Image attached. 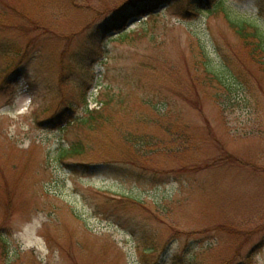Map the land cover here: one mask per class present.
Masks as SVG:
<instances>
[{
  "label": "rangeland",
  "instance_id": "obj_1",
  "mask_svg": "<svg viewBox=\"0 0 264 264\" xmlns=\"http://www.w3.org/2000/svg\"><path fill=\"white\" fill-rule=\"evenodd\" d=\"M188 1L0 0V264H264V70L231 26L264 35V0Z\"/></svg>",
  "mask_w": 264,
  "mask_h": 264
},
{
  "label": "trees",
  "instance_id": "obj_2",
  "mask_svg": "<svg viewBox=\"0 0 264 264\" xmlns=\"http://www.w3.org/2000/svg\"><path fill=\"white\" fill-rule=\"evenodd\" d=\"M212 1L213 0H197L198 3H204V4H210L212 3ZM190 5H192V2L189 0L188 3L186 4L187 8L183 7L184 13L188 14L189 11H191ZM151 8H152L151 3L149 1L126 4L122 8L117 9L114 15L104 23L103 26L105 31L103 32L104 33L120 32L126 28V25L131 18L145 16L149 13H152L153 10L156 9V8L154 9ZM231 26L234 27L235 33L239 37L244 47L246 48V51L250 59L256 62L260 66V68H263L264 70V35L261 32H259L256 26L246 22L231 23ZM203 52L204 51L201 50L200 52L201 61L197 63V65L202 68L203 72L206 75V79L210 80V82L212 83L216 82L217 84L220 85V83L222 82L223 75L219 72V70H215V68L210 63V60L205 56ZM227 100H229V97ZM110 102H111V98L109 96L106 98V101H103L102 103L103 108H101V110L87 111L86 116L82 118H78L73 121H68L65 124L66 130L71 126L75 125L76 129L78 131L85 132L86 136L91 131L98 130V127L102 125V122H106L105 121L106 117L103 115V111L105 110L109 111L111 109L112 106L110 105ZM61 116L62 114L58 118H60ZM122 139L128 142L131 140L133 147L132 149H134V151L136 150L135 145L138 144L137 138L129 137L126 134H123ZM86 149H88L87 142L85 140L77 139L76 141L70 143L66 149L62 150V153L60 154V161L64 163L66 160L82 157L86 153ZM76 166L87 168L85 167L86 165L84 163H79L78 165L76 164ZM2 244H3V250L6 253V249L4 248L5 242L3 240H2Z\"/></svg>",
  "mask_w": 264,
  "mask_h": 264
}]
</instances>
